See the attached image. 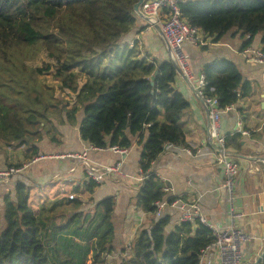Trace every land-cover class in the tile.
<instances>
[{"label": "trees", "instance_id": "1", "mask_svg": "<svg viewBox=\"0 0 264 264\" xmlns=\"http://www.w3.org/2000/svg\"><path fill=\"white\" fill-rule=\"evenodd\" d=\"M138 1L0 0L2 51L45 48L49 58L59 64L57 77L61 87L75 96L73 104L63 99L62 106H47L46 98L41 95L26 108L21 90L14 91V103L1 94L6 85L0 79V144L22 145L41 140L42 131L52 124L48 118L55 117L45 115L52 107L72 126L77 124V114L82 112L80 135L94 149H129L128 130L142 139L148 133L141 163L145 180L137 203L144 212L154 213L156 202L165 198L172 202L175 198L166 197L165 185L152 173V164L166 145H184L185 133L180 121L189 103L173 87L177 76L173 65L152 61L138 40H126L136 25L134 6ZM180 10L182 20L205 36L213 37L214 42L236 29L249 36L245 47L261 35L264 51V0H186L180 4ZM24 70L32 76L35 74L27 66ZM201 73L207 83L205 96L217 98L220 109L232 107L252 92L251 85L230 60L209 63ZM37 153L34 149V155ZM97 186L90 180L81 193L91 196ZM79 191L77 188L76 193ZM30 193L29 187L18 182L16 200L6 201V228L0 233V264H88L90 255L94 256L93 263L98 264L101 255L114 252L108 247L114 232L113 198L98 204L103 214L96 232L77 228L73 235L65 233L63 225L46 231L47 225L33 209ZM81 214L69 219L67 226L73 222L79 225ZM169 224L170 217L165 212L150 230L139 233L131 244L128 259L122 263L201 264L203 252L215 241L214 231L200 223H184L167 233ZM85 231L84 236L81 232ZM86 237L88 241L97 239V246L92 248L83 242Z\"/></svg>", "mask_w": 264, "mask_h": 264}, {"label": "crops", "instance_id": "2", "mask_svg": "<svg viewBox=\"0 0 264 264\" xmlns=\"http://www.w3.org/2000/svg\"><path fill=\"white\" fill-rule=\"evenodd\" d=\"M136 18L135 28L126 36V40H138L142 51L149 54L152 61L170 62V48L165 37L144 19ZM247 40V36L233 29L218 42L208 36L203 45L186 44L184 50L195 74V80L190 81L196 83V89L203 67L223 59L232 61L242 73L244 81L252 87L248 97L240 99L222 114L221 134L228 139L226 152L247 158H235L240 165L235 186V210L241 216L237 226L251 237L243 245L242 264H255L264 251V67L245 60L242 51ZM251 46L262 48L261 35L254 38ZM173 87L189 103L180 121L185 143L180 147H166L152 164L151 171L164 183V189H169L167 198L198 204L214 230L222 231L230 224V202L228 194L222 189L223 172L216 160L220 152L216 151L218 147L209 137V110L203 99L178 74ZM82 118L83 113L80 112L77 124L72 126L65 116L59 119L50 117L51 131L43 130L41 140L22 145L0 144V170L16 166L21 170L10 180L0 182V217L4 220L6 201L16 200L18 182L30 188L33 209L47 225L48 232L64 224L65 217L61 219L59 216L61 212L69 211L68 220L89 208H94L96 215L102 216L103 210L97 208L98 204L113 198L115 206L111 222L114 232L108 247L114 249L111 254L116 257L119 251L132 244L140 232L150 230L157 221L153 213L144 212L137 203L148 133L142 139L140 135L132 136L128 130L126 136L131 146L128 154L121 156L109 148L95 150L84 142L80 135ZM34 149H37L36 155ZM85 152V161L70 158V155ZM119 161L123 164L122 177H108L98 184L91 196L81 193L90 181L87 164L99 168ZM77 188L80 190L78 193ZM71 207L73 209L69 210ZM166 214L170 217L166 229L169 233L179 225V214L172 209ZM56 216L58 221L53 220ZM65 233L71 234L70 231ZM75 241L80 243L79 239ZM201 264H219L217 251L212 249L206 252Z\"/></svg>", "mask_w": 264, "mask_h": 264}, {"label": "built area", "instance_id": "3", "mask_svg": "<svg viewBox=\"0 0 264 264\" xmlns=\"http://www.w3.org/2000/svg\"><path fill=\"white\" fill-rule=\"evenodd\" d=\"M186 0H147L141 6L140 11L155 25L161 28V31L169 45L170 51L174 55L177 65L183 74L189 80H195V74L190 66L189 58L185 53L184 47L186 44L193 46L203 45L205 36L200 29L192 27L187 24L181 17L180 4ZM152 25V24H150ZM249 38V36H248ZM242 54L245 60L250 64L260 65L264 67V51L262 48H256L251 45L246 46ZM197 91L199 96L203 99L206 108L209 110L211 117L209 137L214 144L221 150L220 155L216 160L223 172L222 189L228 194L230 202L229 219L230 224L222 231L214 230L213 226L208 222L201 212V208L196 203H188L181 199H174L168 202L166 198L155 203L156 211L153 213L157 219L164 216L169 209L177 212L179 224H203L214 231L215 241L207 247L202 256L214 249L217 251L219 264H242L243 259V245L250 241L251 237L244 233L238 226L237 222L241 216L235 210V186L236 180L240 173L239 162L226 153V137L221 134L222 114L230 108L220 109L218 99L215 97L205 96V88L207 83L203 75L197 79ZM174 145H166V147H173ZM175 147V146H174ZM116 154L121 156L128 154V149H121L118 147L109 148ZM103 150V149H95ZM189 153V151H188ZM70 158L85 161L87 159L86 152L82 155H70ZM122 161L108 167H93L87 164V174L89 180L100 184L108 177L123 176ZM21 170L17 167H8L0 170V182L4 183L12 177L20 173ZM145 177L141 173L139 181L143 184ZM164 193H168L169 189H163ZM131 251V245L124 250L119 251L116 257L112 255H105L114 259H128V253Z\"/></svg>", "mask_w": 264, "mask_h": 264}, {"label": "rangeland", "instance_id": "4", "mask_svg": "<svg viewBox=\"0 0 264 264\" xmlns=\"http://www.w3.org/2000/svg\"><path fill=\"white\" fill-rule=\"evenodd\" d=\"M4 48H0V79L2 82L5 83V88L2 91V95H5L8 97L9 101L14 103L16 101V97L13 96V93L15 90H21L22 95L21 98L25 107H29L31 104L36 100L37 96H41L42 98H46L45 102L47 106L50 104L55 105H63V101L61 100H67L69 99L71 103L73 104L75 101V96L71 94L68 90L61 87V81L58 79L57 74L59 70V64L56 63V61L52 60L48 56V52L45 48L40 47H24L22 49H6V53H4L2 50ZM27 66L28 69L34 70L35 74L32 76L29 72L24 70V67ZM11 78H17L15 81L10 82L9 80ZM18 80H20V83H18ZM17 93V92H15ZM52 101H51V100ZM54 100V102H53ZM57 102V103H56ZM60 102V103H58ZM36 105V104H35ZM35 106L32 105V108ZM48 112L45 113L46 116H56L58 119L61 118L58 114L55 113L57 110L56 108H48ZM40 110V112H42ZM51 111H54L53 115L51 114ZM78 117H80V112L77 114ZM47 117V118H48ZM77 117V118H78ZM50 127H48L49 129ZM47 130V128H46ZM32 199V197H31ZM36 200H34L35 202ZM89 204V203H88ZM74 207V206H73ZM71 207L69 210H72ZM72 212V211H70ZM86 213H82L79 216V225H77L73 220V222L69 227L67 226L70 220H68V213L69 211L65 210L63 213L59 215L60 218H64V224L65 226V232H71L74 235L75 229L79 228V230H87L90 228L93 232H96L100 222H101V214L96 215V210L94 208H89L85 210ZM57 215V216H58ZM95 215V216H93ZM54 217L53 220L58 221V217ZM84 216H86L84 218ZM88 216V218H87ZM84 219V221H83ZM88 221V222H86ZM83 222L88 223L86 225H82ZM82 223V224H81ZM5 228V222L0 217V233ZM87 230V233H90L91 230ZM48 231V230H47ZM83 235L86 233L81 232ZM85 236V235H84ZM88 237V235L86 234ZM87 237L83 239V242H86L89 246L94 248L97 246V239H90L87 240ZM50 246H53V242H49ZM105 253V252H104ZM106 255H112L111 253ZM93 255H90L87 263L88 264H95L93 263ZM100 261L98 264H124L122 263V259H107V256L101 255ZM90 261V262H89Z\"/></svg>", "mask_w": 264, "mask_h": 264}, {"label": "water", "instance_id": "5", "mask_svg": "<svg viewBox=\"0 0 264 264\" xmlns=\"http://www.w3.org/2000/svg\"><path fill=\"white\" fill-rule=\"evenodd\" d=\"M145 1H147V0H139V1L135 4V6H134V13H135V15H136L137 17H139V18L144 19L148 24H152V26H154V27L160 32V34L164 37V35H163L162 31H161V28H160L158 25H155L153 22H151L148 18H146V17L142 14V12L140 11V8H141V6L144 4ZM170 63H171V64L173 65V67L175 68L176 73H177L179 76H181V77L184 78L185 82L188 84V86H190V88L192 89V91H193L195 94H198V91H197V89H196V83L190 81V80H189V79L183 74V72L181 71V69H180L179 66L177 65L176 60H175V58H174V55L172 54L171 51H170ZM201 75H202V73H199L198 77H200ZM198 95H199V94H198ZM216 151H217V152H221V150H220L219 148H216ZM226 153H227L229 156H233L234 158L247 159L246 157L241 156V155H239V154H235V153L231 154V153H229V152H226ZM263 259H264V251H263L262 255L260 256V258L256 261L255 264H261L262 261H263Z\"/></svg>", "mask_w": 264, "mask_h": 264}]
</instances>
